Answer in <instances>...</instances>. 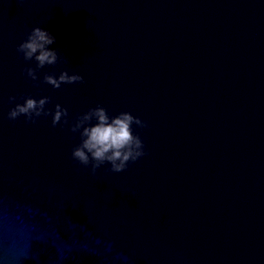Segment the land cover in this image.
<instances>
[{
	"label": "water",
	"instance_id": "1",
	"mask_svg": "<svg viewBox=\"0 0 264 264\" xmlns=\"http://www.w3.org/2000/svg\"><path fill=\"white\" fill-rule=\"evenodd\" d=\"M34 26L38 80L83 82L21 74ZM21 93L129 111L146 154L92 175L67 124L7 119ZM0 264H264V0H0Z\"/></svg>",
	"mask_w": 264,
	"mask_h": 264
},
{
	"label": "clouds",
	"instance_id": "2",
	"mask_svg": "<svg viewBox=\"0 0 264 264\" xmlns=\"http://www.w3.org/2000/svg\"><path fill=\"white\" fill-rule=\"evenodd\" d=\"M22 2V0H21ZM56 37L47 28L34 26L26 34V37L16 46V51L23 60H32L35 66H25L21 74L30 79L34 86L38 83H47L53 88H59L61 84L83 82V76L67 70H61L58 74L44 73L42 80H38L37 73L45 65H54L58 61V51L50 47L55 43ZM49 96L35 98L30 94L8 96V103L17 101L5 114L7 119L15 121L23 115L26 123H35L38 117L51 115V124L61 127L68 125L72 133L79 134V142L71 149V158L80 165L89 168L90 174L95 175L97 168L107 162L112 172L125 170L130 162L146 154L144 142L139 132L133 131V125L138 128L146 127V122L139 116H134L129 111H120L115 115H109L107 109L96 104L82 113H77L74 118L68 120V111L60 103H55L52 109L46 107L50 102ZM23 102H19V101Z\"/></svg>",
	"mask_w": 264,
	"mask_h": 264
}]
</instances>
